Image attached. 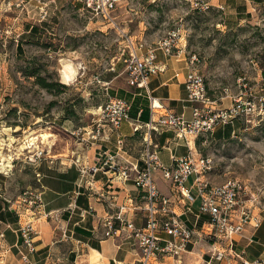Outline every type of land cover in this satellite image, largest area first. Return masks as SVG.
<instances>
[{"label": "rangeland", "instance_id": "rangeland-1", "mask_svg": "<svg viewBox=\"0 0 264 264\" xmlns=\"http://www.w3.org/2000/svg\"><path fill=\"white\" fill-rule=\"evenodd\" d=\"M22 1L0 0V201L10 208L25 191L37 188L36 167L30 162L34 153L53 156L73 150L83 135L76 138L71 132L92 128L97 118L93 113L107 102L95 78L108 76L113 64L125 70L131 39L136 46L157 47L168 33L182 26L186 54L198 58L197 68L212 99L224 107L240 95L246 99L241 77L247 78L248 93L264 98V3L122 0L111 13L112 24L89 8L87 0H36L32 5ZM196 4L209 8L200 10ZM46 11L48 17L43 21ZM66 65L76 71L70 83L61 74ZM35 70L49 83L67 89L60 92L55 87L48 92L36 77L29 76ZM239 123L241 131L228 141L217 143L211 134L201 138L198 152L212 160L208 175L212 183H244L254 195L255 208L262 211L264 115L255 113L249 122ZM33 131L36 135L29 137ZM33 138L36 146L29 149ZM3 160L9 166L6 169H2ZM3 229L0 223V232Z\"/></svg>", "mask_w": 264, "mask_h": 264}, {"label": "crops", "instance_id": "crops-1", "mask_svg": "<svg viewBox=\"0 0 264 264\" xmlns=\"http://www.w3.org/2000/svg\"><path fill=\"white\" fill-rule=\"evenodd\" d=\"M245 1L247 6L256 4L253 0ZM247 13L249 11L241 12V15ZM244 18L242 17V22L245 21ZM129 42L135 44L132 39ZM150 48L156 49L147 44L144 50L138 51L139 55L145 56ZM156 56L158 71L152 73L149 78V93L144 89L129 86L128 77L125 75L126 68L121 72L120 66L116 67V64L107 70L108 76L103 79L96 77L101 82L99 84L107 102L111 98L128 101L132 108L130 115L133 123L139 122L142 125L151 120L150 97L160 100L165 110H171L191 120L192 109L187 102L185 87L191 70L190 56H168L158 49ZM97 110L93 113L94 116ZM239 122L240 120L233 125L218 127L211 134V138L217 143L233 139L242 129ZM83 129V139L76 140V148L67 149L65 153L45 156L35 165L36 181H40L37 187L43 200V208L40 211L25 209L21 216H18L10 206L8 210H1L4 221L0 223L4 225V229L0 232V264H137L139 261L136 239L126 231L116 238L105 237L102 221L123 207L129 222L134 223L137 228L146 225L145 212L136 210L140 204V192L133 181L135 173L132 172L131 178L126 181L121 179L120 173L123 167H144L142 153L147 130L136 133L132 123L125 122L119 130L105 127L101 137L93 141L92 128ZM201 138L191 145L193 152L198 155H202L197 146L198 142L201 143ZM120 140H123V146L119 145ZM153 142L166 166H172L176 159L186 157L190 152L186 141L177 138L173 131L153 133ZM110 157L115 159L113 168L104 166ZM97 167L101 168L95 172ZM82 171L86 173L83 174ZM156 179L160 191L172 198L177 212L182 214L184 205L175 197L171 185L164 182L159 174ZM198 206L197 203L195 212L198 211ZM81 211H90V214L82 219ZM255 213L261 220L260 227H248L244 236L236 242V251L250 262L264 261V210L255 208ZM48 214L50 217H44ZM183 220L197 230L199 237L195 238L189 253L183 255L182 264H200L209 260L213 249L201 237L206 231L207 217L197 220L195 213H191L185 215ZM28 224L33 228L34 252L26 248L21 233ZM228 264L239 263L230 261Z\"/></svg>", "mask_w": 264, "mask_h": 264}, {"label": "built area", "instance_id": "built-area-1", "mask_svg": "<svg viewBox=\"0 0 264 264\" xmlns=\"http://www.w3.org/2000/svg\"><path fill=\"white\" fill-rule=\"evenodd\" d=\"M36 0H23L26 5H32ZM41 3V1H38ZM122 0H87V6L97 13H100L105 21L114 24L111 13L116 10ZM21 4L16 7L20 8ZM45 7V6H44ZM44 7L40 8L44 12ZM200 10L208 9L199 7ZM27 10L24 6L23 10ZM28 13V11H27ZM47 11L41 20H46ZM0 29V36L3 35ZM11 30L6 35L10 36ZM184 29L182 26L168 33L156 49H148L147 54L141 57L138 51L146 48L145 43L135 47L130 45L129 57L125 59L126 72L128 73V85L138 89H144L149 93V78L157 70L156 51L161 50L168 56L186 54ZM191 70L186 78L185 87L187 102L192 109V119L187 120L184 116L178 115L171 110H165L163 103L150 97L151 120L148 124L142 125L139 122L133 123L131 119V104L123 99L111 98L106 104L98 108L97 118L92 125L91 140H98L105 127L119 130L123 123L130 122L134 131L139 133L146 129L144 135V151L142 161L144 167L138 165L123 167L120 177L126 181L131 178L134 172L133 181L140 192V204L136 210L145 212L146 225L137 228L134 223L129 222L125 217L124 208L119 212L103 218L102 226L105 230V237L116 238L122 232H128L136 239L139 248V261L137 264H182L183 255L189 253L190 246L199 235L195 228L188 225L183 217L195 213L196 219L207 217L206 231L202 236L212 247L210 259L201 264H228L230 261H237L239 264H264V261L257 260L250 262L236 251V242L244 236L248 227L258 229L261 220L255 213L254 195L249 188L238 180H229L224 184L212 183L208 175L213 169L210 158L198 155L193 152L191 145L201 137H206L215 132L220 126L233 125L239 120L249 122V118L255 113L258 116L264 115V98L248 93L249 84L246 77H241L239 83L246 90V99L243 95L233 100L229 108L221 107L217 100L209 95L208 85L205 77L199 72V62L196 55L190 57ZM97 83H101L96 78ZM173 131L176 137L184 139L190 149L186 157L176 159L172 166H166L160 159L153 142V133ZM72 136L80 137L84 134L82 129L71 132ZM123 146V140L119 141ZM43 151L36 152L30 158L32 164L37 165L45 158ZM114 158L110 157L104 166L113 168ZM101 168V167H100ZM95 168L97 172L100 169ZM85 174V171H82ZM161 175L164 182L171 185L175 197L179 203L184 205V211L179 214L172 198L165 196L159 189L156 175ZM194 177L192 185L187 186L188 181ZM39 179V176L37 175ZM40 184V181L37 180ZM199 204L198 211H194L196 204ZM18 216H21L25 209L40 211L43 208L42 194L39 188L28 189L21 194L12 207ZM76 209V208H75ZM90 211H81L80 216L85 219ZM50 217V215H44ZM22 237L26 248L34 252L32 241L33 228L31 224L22 230Z\"/></svg>", "mask_w": 264, "mask_h": 264}, {"label": "trees", "instance_id": "trees-1", "mask_svg": "<svg viewBox=\"0 0 264 264\" xmlns=\"http://www.w3.org/2000/svg\"><path fill=\"white\" fill-rule=\"evenodd\" d=\"M255 3H264V0H253ZM239 15H241V13H239ZM33 30H37L36 28L34 29V27H32ZM30 77H36L37 78V81H38V84L43 87L45 90H47L48 92H53L55 87H58V90L60 92H63L65 89H67L66 86L64 85H61V84H55V83H49L45 78H42L40 75H39V70H35L33 72L30 73L29 75ZM3 208H6V210L9 209V206L0 201V212ZM0 221H4V218L2 217L1 213H0Z\"/></svg>", "mask_w": 264, "mask_h": 264}, {"label": "bare ground", "instance_id": "bare-ground-1", "mask_svg": "<svg viewBox=\"0 0 264 264\" xmlns=\"http://www.w3.org/2000/svg\"><path fill=\"white\" fill-rule=\"evenodd\" d=\"M61 74H62V77L63 79L65 80L66 83H70L71 81L74 80V77H75V74H76V71L74 70V68L72 67V65H66L64 67V69L61 71ZM36 131H33L30 133L29 137L30 136H35L36 135ZM46 137V136H44ZM36 138H33L29 141L30 145H29V149L30 148H33L36 146ZM5 160L2 161V169H6L7 167L9 166H5L3 163H4Z\"/></svg>", "mask_w": 264, "mask_h": 264}]
</instances>
